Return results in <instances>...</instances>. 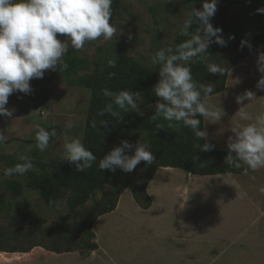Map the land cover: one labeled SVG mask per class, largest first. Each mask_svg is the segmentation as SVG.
<instances>
[{
  "label": "rangeland",
  "instance_id": "1",
  "mask_svg": "<svg viewBox=\"0 0 264 264\" xmlns=\"http://www.w3.org/2000/svg\"><path fill=\"white\" fill-rule=\"evenodd\" d=\"M202 4L203 0H113L110 23L116 28V33L111 40L106 41L100 38L87 43L81 50L69 47L65 56H75L79 59V64L75 69H69L67 66L62 71L59 68L57 71L46 70L43 79L30 81L33 89L30 95L20 92L10 95L6 107L15 108L14 116L11 119L0 117V130L4 131L8 137L6 142L0 145V156L9 158L8 162L0 163V247L7 251L17 250L19 253H0V264H46V259L36 262L35 258L31 263L25 254L32 251L36 256L50 255V253L54 256V254H65L64 251L69 249L84 255L89 251L90 245L96 244L95 239L90 238L93 226L91 231L89 230V225L95 215V202H105V195L108 193L115 192L116 189H125L122 176L127 177L139 189L148 181L153 171L160 169H157L160 157L153 153L149 135L142 133L133 136L128 142L133 145L139 141L146 144L148 150L156 157L155 162L152 165H147L142 161L130 173L119 169L120 176L115 178L114 183L107 188L105 194L98 192L95 202H88L86 206L76 211L68 209L66 200L56 208H49L41 200L39 194L28 190H25L21 196H17L9 192L2 183L5 180L25 183L27 173L23 176L4 177L2 171L3 168L21 163L22 161L18 159L21 154L31 159L34 165L32 171L56 172V169L64 166L75 171L74 165L62 162L65 123L72 120L75 126L67 131V135L72 138H80L83 141L91 98V91L88 88L90 80L97 71H100L103 72L106 87L112 85L113 77L109 78V74L105 70V66L109 65V60L116 62L132 60L138 66L137 71L153 70L156 66L150 63L151 56L161 48H174L175 38L181 34L183 25L189 19L192 9H200ZM210 22L214 28L222 29L220 35L227 44L220 46L215 43V37H213V42L207 49V53L210 55L207 57V63L219 65L225 74L228 66L238 57L234 46L236 38L232 33L220 27L215 16L211 18ZM229 23L233 30L245 29L243 10L232 9L229 12ZM129 35L132 36L131 40L128 38ZM230 37L234 38L230 39ZM192 75L197 83H211L215 89L214 83L206 81L194 73ZM216 75L222 76L221 74ZM140 104L139 100L138 105ZM36 125L45 127L46 130L55 128L57 131L54 141L44 152L34 147L29 149L30 145L36 143ZM126 154L132 155L133 153L126 152ZM161 174L164 175L166 183L186 180L173 175L174 173L161 172ZM193 179L202 182L219 180L217 177H194ZM132 197L131 190L124 191L122 196L124 209L131 210L135 206ZM161 202L163 204L162 213L166 216L164 223L167 229H176L178 222H184L183 216L190 213L188 201L183 199V196L164 197ZM212 204H206L205 201L204 208L197 213L200 217L201 229L206 228V224L211 221L215 222L214 217L216 216L212 213L220 215L217 211L218 205L213 208L210 207ZM230 205L234 207H230ZM185 207L187 208L186 213H184ZM237 210L238 207L235 203H229L225 207L224 217L232 230L238 229L235 217L238 216ZM157 212L159 211L157 210ZM124 224L126 228L121 230L123 231L122 237L113 239L108 234L102 237V234L99 236L101 244L126 246L127 242L132 241L133 239L127 238L124 231H132L139 227L128 228V224ZM104 225L107 228H104ZM101 226V231L109 230V217L102 221ZM216 228L214 227L213 230ZM134 242L136 244L140 240H134ZM45 257L50 260V256ZM56 262L54 258L51 264H56Z\"/></svg>",
  "mask_w": 264,
  "mask_h": 264
},
{
  "label": "clouds",
  "instance_id": "2",
  "mask_svg": "<svg viewBox=\"0 0 264 264\" xmlns=\"http://www.w3.org/2000/svg\"><path fill=\"white\" fill-rule=\"evenodd\" d=\"M113 0H0V117L13 118L15 108L6 107L9 97L20 92L30 95L33 92L30 81L43 79L45 71H61L67 67L64 56L69 47L81 50L89 42L111 40L116 28L110 23L112 17ZM217 11V0H203L202 8H193L181 30V34L188 37L175 48H161L150 58V63L159 66V80L153 87L152 94L156 97L155 114L150 121L162 118L168 122V127L182 124L191 129L197 139L207 141L208 132L200 129L203 117L206 120H219L220 109L206 103L208 97L215 91L211 83H197L193 79L191 63L198 58L206 66L211 75L224 74V70L217 64L207 63V49L213 42L226 46L227 42L220 33L222 29L214 28L211 18ZM264 14V8L256 9ZM197 25L194 31L192 25ZM129 40L132 36L129 35ZM234 37H230L232 39ZM247 41H242V46ZM250 47V45H249ZM109 66L115 67L116 61L109 60ZM258 71L261 77L257 82V89L264 91V52L258 55ZM115 73H110L109 78ZM109 103L98 111V116L110 115L119 120L120 113L138 112L137 100L139 92L120 90H102ZM256 96L252 91L236 97V103L243 105L244 101H252ZM242 106L236 115L241 120L251 121L252 116ZM110 120H100V126L107 127ZM72 120L65 123L62 162L75 166L76 172H84L91 168L96 156L88 150L80 138H72L67 131L74 127ZM95 128L96 121L92 122ZM163 129L162 124L157 125ZM35 145L41 152L47 150L49 142L57 136L55 129L48 131L40 125L35 126ZM235 135L227 142L228 155L225 162L229 166L241 168L246 165L245 172H252L264 168V113L255 117L254 122L232 130ZM8 139L4 131L0 130V145ZM202 152L212 149V145L205 143ZM132 152V155L126 154ZM198 157H194V160ZM22 161L12 167L3 168L4 177L13 175L23 176L34 169L31 159L21 154ZM156 160L147 145L137 142L135 145L127 140L121 141L120 146L114 147L99 161L100 171L108 170L113 173L117 169L130 173L142 161L152 165ZM50 203H56L50 201Z\"/></svg>",
  "mask_w": 264,
  "mask_h": 264
},
{
  "label": "crops",
  "instance_id": "3",
  "mask_svg": "<svg viewBox=\"0 0 264 264\" xmlns=\"http://www.w3.org/2000/svg\"><path fill=\"white\" fill-rule=\"evenodd\" d=\"M261 52H264V45L228 72L225 89L221 93L208 97L206 103L220 109L219 120L204 119V130L208 132L206 142L213 146L212 150L228 152V138L235 135L232 130L254 122L257 115L264 113V91L256 87L261 77L257 67ZM246 91H252L256 98L238 105L236 97ZM242 106H246L245 111L253 117L251 121L241 120L236 115ZM161 172L174 173L186 180L166 183ZM194 177L199 176L177 169L157 170L146 188L151 200L148 209H142L134 199L132 202L135 206L131 210L124 209L123 193L115 211L99 217L94 223L97 249L93 251L84 255L75 251L45 255L50 256V260L43 255L36 256L34 251L25 255L31 263L35 258L36 262L46 259V264H51L54 258L56 264H264V168L255 172L249 170L244 174L209 176L217 177L219 180L216 182L196 181ZM169 196H183L189 204L190 213H186L185 207L184 222H178L176 229H167L164 223L166 216L162 213L161 201ZM205 201L206 204L213 203L210 205L213 208L218 205L220 215L212 213L216 216L215 222L211 221L201 229L197 213L204 208ZM229 203H235L238 207L236 230L230 229L224 217L225 207ZM106 217H109V230L101 231L102 221ZM124 223L128 224V228L139 227L124 231L132 241L127 242L126 246L101 244L99 236L102 234V237L108 234L113 239L122 237L121 230L126 228ZM186 223L191 224L187 226ZM103 227L107 228L105 225ZM214 227L217 228L213 230ZM134 240L140 242L135 244Z\"/></svg>",
  "mask_w": 264,
  "mask_h": 264
},
{
  "label": "trees",
  "instance_id": "4",
  "mask_svg": "<svg viewBox=\"0 0 264 264\" xmlns=\"http://www.w3.org/2000/svg\"><path fill=\"white\" fill-rule=\"evenodd\" d=\"M234 8L243 10L245 29L233 30L230 27L229 12ZM258 8H264V0H217V11L214 16L221 28L235 36L234 46L238 57L228 66L227 72L222 76L211 75L208 73L206 66L198 58H194L191 63L192 73L216 85L215 91L209 97L221 93L225 89L228 72L264 45V14L257 13L256 9ZM196 27L197 25L194 24L190 30L194 31ZM186 39L188 37L182 34L178 35L175 38L174 48ZM242 41H247V43L242 46ZM63 59L69 69H75L79 64V59L75 56H64ZM137 67V64L132 60H120L116 62L115 67L106 65V73H115L112 76L114 82L109 87H106L103 72L97 71L90 80L88 88L91 91V98L82 143L96 156V161L93 162L91 168L84 172H76L65 166L59 167L56 172L47 170L29 171L25 183L15 180L3 181L2 183L7 190L17 196H21L25 190L37 193L49 208H56L66 200L68 209L76 211L86 206L88 202H95L98 192L105 194L107 188L121 174L119 169L115 173L108 170L100 171L98 167L100 159L114 147H117L121 141H129L133 136L142 133L149 135L152 151L160 157L157 169H177L199 177L246 173V165L236 168L225 162L228 152L212 149L202 152L201 147L198 146H203L206 141L197 139L191 129L183 127L182 124L169 128L168 122L162 118L150 121V118L155 114L156 97L152 94V89L159 80V66L151 71H137ZM105 88L113 92L120 90L139 92L140 98L137 100V104L139 100L141 101L139 113L135 111L121 112L119 120L108 114L98 116V111L109 103L108 98L103 95L102 90ZM198 118L201 120L200 129L204 130V118ZM94 120L97 125L95 128L92 126ZM100 120H110L111 122L107 127H104L100 126ZM158 124H162L163 129L158 128ZM53 129L55 128L47 130L51 131ZM54 139L55 137L50 140L49 144ZM195 156L198 158L194 160ZM8 161V157L0 156V163ZM156 171H153L148 181L141 185L139 189L127 177L122 176L126 188L116 189L115 192L108 193L105 195V202H95V215L89 225V230L91 231L92 226L99 217L115 211L125 190H131L135 202L142 209H148L151 200L146 193V188ZM50 201L56 203H50ZM90 238L95 239L93 232L90 233ZM88 248L89 251H93L97 249V245L92 244ZM64 252L68 253L72 250L67 249ZM0 253L19 252L17 250L7 251L0 247Z\"/></svg>",
  "mask_w": 264,
  "mask_h": 264
}]
</instances>
